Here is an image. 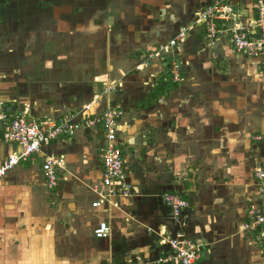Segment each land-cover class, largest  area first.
<instances>
[{
	"label": "crops",
	"instance_id": "1",
	"mask_svg": "<svg viewBox=\"0 0 264 264\" xmlns=\"http://www.w3.org/2000/svg\"><path fill=\"white\" fill-rule=\"evenodd\" d=\"M214 1H2L1 110L57 119L84 115L93 99L91 113L115 106L131 194L92 206L103 189L101 128L51 142L0 177V264H176L156 260L169 252L160 238L177 230L200 244L195 264H264V240L243 229L254 165L264 168V73L227 35L206 37L197 13ZM254 2L232 0L239 24L250 26ZM183 26L184 41L156 55ZM1 133L0 122V164L19 150ZM48 154L64 156L53 189ZM165 192L189 203L178 223ZM101 221L108 234L96 238Z\"/></svg>",
	"mask_w": 264,
	"mask_h": 264
},
{
	"label": "built area",
	"instance_id": "2",
	"mask_svg": "<svg viewBox=\"0 0 264 264\" xmlns=\"http://www.w3.org/2000/svg\"><path fill=\"white\" fill-rule=\"evenodd\" d=\"M2 0H0L1 4ZM255 15L250 26L239 24V11L233 6L232 0H215L197 13V21L204 24L206 37L213 42L219 34L227 35L232 48L258 60L259 68L264 73V0H255ZM187 26L179 29L176 35L166 43L160 44L156 55L170 52L179 42L184 41ZM170 79L173 82L182 81L180 64L172 61L169 65ZM82 106L86 113L78 116L76 113L63 114L57 119L52 117L35 119L28 117V110L24 108L15 115H9L1 110L0 122L2 124L1 139L4 142L17 144L19 150L8 154L0 164V177H4L16 164L27 160L32 154L41 152L42 148L61 138H72L79 128H101L104 145L99 149L101 185L98 198L92 202L96 207L107 202L114 207L118 202L116 196H130V186L123 167V153L117 142L119 120L121 111L115 106H108L98 113L90 110L95 103ZM254 139H260L255 136ZM64 166V156L48 154L42 163L44 184L53 189L58 184V171ZM254 177L258 181L255 201L246 211L243 229L252 233L258 240H264V168L259 163L254 165ZM163 202L168 206L170 216L176 223L179 222L182 211L189 207L186 199L177 193L165 192ZM183 226V223H180ZM108 224L104 221L93 229L96 238H104L108 234ZM160 243L167 246L169 252L159 257L158 263L195 264L200 257V244L188 238L181 231L174 236L160 238Z\"/></svg>",
	"mask_w": 264,
	"mask_h": 264
},
{
	"label": "trees",
	"instance_id": "3",
	"mask_svg": "<svg viewBox=\"0 0 264 264\" xmlns=\"http://www.w3.org/2000/svg\"><path fill=\"white\" fill-rule=\"evenodd\" d=\"M2 1H3V0H2ZM1 5H2V2H1V4H0V7H1ZM166 81H168V80H164V81H162V84H161L160 86H163V87L166 86V83H167ZM154 94H155V93H153V91H152V93L150 94V97H153Z\"/></svg>",
	"mask_w": 264,
	"mask_h": 264
},
{
	"label": "rangeland",
	"instance_id": "4",
	"mask_svg": "<svg viewBox=\"0 0 264 264\" xmlns=\"http://www.w3.org/2000/svg\"><path fill=\"white\" fill-rule=\"evenodd\" d=\"M97 1H101V0H97Z\"/></svg>",
	"mask_w": 264,
	"mask_h": 264
}]
</instances>
